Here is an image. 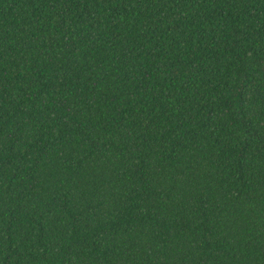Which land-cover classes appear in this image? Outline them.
Here are the masks:
<instances>
[{
    "label": "trees",
    "instance_id": "1",
    "mask_svg": "<svg viewBox=\"0 0 264 264\" xmlns=\"http://www.w3.org/2000/svg\"><path fill=\"white\" fill-rule=\"evenodd\" d=\"M0 264H264V0H0Z\"/></svg>",
    "mask_w": 264,
    "mask_h": 264
}]
</instances>
